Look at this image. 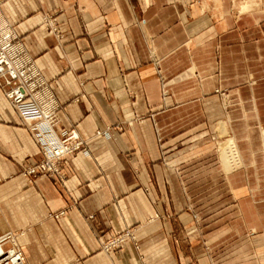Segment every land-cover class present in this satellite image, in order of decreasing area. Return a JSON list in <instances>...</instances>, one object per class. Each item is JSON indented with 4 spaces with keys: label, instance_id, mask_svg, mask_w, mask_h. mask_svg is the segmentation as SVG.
Segmentation results:
<instances>
[{
    "label": "crops",
    "instance_id": "0c3cea01",
    "mask_svg": "<svg viewBox=\"0 0 264 264\" xmlns=\"http://www.w3.org/2000/svg\"><path fill=\"white\" fill-rule=\"evenodd\" d=\"M0 8L56 95V130L74 128L87 147L66 157L61 181L27 179L21 170L40 147L0 86V234L17 233L26 264H246L251 247L262 255L261 17L232 15L227 0ZM228 138L240 160L231 173L216 156ZM61 209L64 217L49 216ZM128 228L135 241L102 249ZM246 232L263 238L234 242Z\"/></svg>",
    "mask_w": 264,
    "mask_h": 264
},
{
    "label": "built area",
    "instance_id": "2783aa9c",
    "mask_svg": "<svg viewBox=\"0 0 264 264\" xmlns=\"http://www.w3.org/2000/svg\"><path fill=\"white\" fill-rule=\"evenodd\" d=\"M0 86L4 97L35 136L41 151V157L26 164L21 173L29 180L47 175L61 181L65 177L63 161L70 155L86 154L85 140L74 128L56 130L60 107L56 95L18 39L1 8ZM96 135L108 136V132L99 130ZM66 211L67 209H61L51 212L49 216L60 219L65 216ZM16 235V232L0 234V264H26ZM131 241H135L134 230L124 229L107 237L102 242V249L109 252Z\"/></svg>",
    "mask_w": 264,
    "mask_h": 264
},
{
    "label": "rangeland",
    "instance_id": "374dc122",
    "mask_svg": "<svg viewBox=\"0 0 264 264\" xmlns=\"http://www.w3.org/2000/svg\"><path fill=\"white\" fill-rule=\"evenodd\" d=\"M213 1L214 4H218L220 2V0H211ZM228 4H229V11L232 15L235 16H239V15H243V14H252V15H257L259 17L262 18V22L264 23V0H227ZM217 141V140H215ZM229 145V146H227ZM231 145V146H230ZM217 146V154L216 156H218V160H220V162H222L226 173H231L232 171H234V169H236L237 167H239L240 165V160H239V156L238 153L236 151L235 148V144L232 138H228L227 140H218V143H216ZM228 147V148H226ZM227 149V150H226ZM228 150H232V154L230 155V158L235 159L233 161V163H235V165L233 166V168L227 169L226 166H230V163L227 162L226 164L224 163L225 160L223 158V154L228 151ZM234 157V158H233ZM227 161H229L227 159ZM231 161V160H230ZM22 172V170H21ZM196 205V204H195ZM201 204L196 205V207H199ZM193 209H196L193 207ZM263 238L262 235H259V233L256 232H246L245 234H241L240 238L235 239L234 242L235 243H246V244H254L257 238ZM232 241V240H231ZM237 241V242H236ZM261 241L263 242V239H260V243ZM232 243V242H230ZM251 256H245L243 257V260H241V262L243 263L244 260L247 261L246 264H248V262H251L250 264H264V260L263 258H261V256H264V251H262L260 254H262L261 256L259 255V252H257V255H253L255 249L254 247H251ZM254 250V251H253ZM225 255L228 254H232L233 252H224ZM246 254V253H245ZM250 259V260H249ZM249 260V261H248Z\"/></svg>",
    "mask_w": 264,
    "mask_h": 264
},
{
    "label": "bare ground",
    "instance_id": "6f19581e",
    "mask_svg": "<svg viewBox=\"0 0 264 264\" xmlns=\"http://www.w3.org/2000/svg\"><path fill=\"white\" fill-rule=\"evenodd\" d=\"M227 146H229V145H227ZM231 146V145H230ZM226 148H228V147H226ZM227 150V149H226ZM232 152V150H228V151H226L224 154H223V158H224V160H225V164L227 163V162H229L230 163V166L228 165V166H226V168L227 169H230V168H233V166L235 165V163H233V161L235 160V159H232V158H230V155L232 154L231 153ZM234 158V157H233ZM227 159L229 160V161H227ZM231 160V161H230ZM228 164V163H227ZM17 234V233H16Z\"/></svg>",
    "mask_w": 264,
    "mask_h": 264
}]
</instances>
